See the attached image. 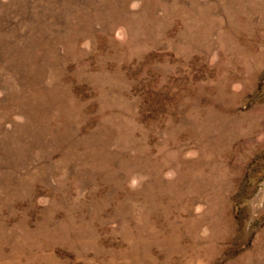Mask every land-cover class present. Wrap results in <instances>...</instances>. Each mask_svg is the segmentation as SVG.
<instances>
[{
	"label": "rangeland",
	"instance_id": "374dc122",
	"mask_svg": "<svg viewBox=\"0 0 264 264\" xmlns=\"http://www.w3.org/2000/svg\"><path fill=\"white\" fill-rule=\"evenodd\" d=\"M0 264H264V0H0Z\"/></svg>",
	"mask_w": 264,
	"mask_h": 264
}]
</instances>
